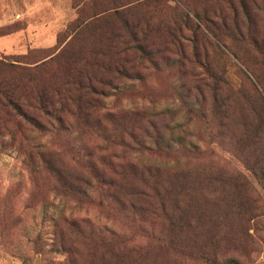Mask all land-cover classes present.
Listing matches in <instances>:
<instances>
[{"label":"rangeland","instance_id":"obj_1","mask_svg":"<svg viewBox=\"0 0 264 264\" xmlns=\"http://www.w3.org/2000/svg\"><path fill=\"white\" fill-rule=\"evenodd\" d=\"M81 2L0 0V56L76 53L74 45L118 27L93 22L73 37L71 24L105 7L82 12ZM115 2L134 5L149 31L148 55L124 59L125 73L106 78L118 86L99 95L100 111L119 113L106 136L132 141L125 131L144 133L156 118L165 133L160 144L140 137L123 159L140 168L173 165L183 186L167 200V213L148 198L123 207L101 182L88 193L70 190L58 171L78 160L101 168L115 148L77 126L21 131L12 124V133L0 135V264H264V0L245 7L239 0ZM152 174L146 183L129 182V174L123 187L155 196L163 178ZM63 215L92 226L74 229ZM122 243L135 249L118 254Z\"/></svg>","mask_w":264,"mask_h":264},{"label":"trees","instance_id":"obj_2","mask_svg":"<svg viewBox=\"0 0 264 264\" xmlns=\"http://www.w3.org/2000/svg\"><path fill=\"white\" fill-rule=\"evenodd\" d=\"M245 7V0H239ZM113 3V4H111ZM117 5L115 0H82L79 4L84 12L87 8L105 6L103 9L93 13L90 20L78 18L68 28L75 37L77 32L92 24L101 28V22H116L118 27L110 29L105 26L104 33L99 34L93 44L80 43L74 45L76 53L68 52L63 48L53 55L46 53L36 61L29 60L30 54L17 57L0 56V135L3 131L13 132L11 127L14 124L19 130L33 129L37 131H69L72 127H81L88 133L102 137L110 146L115 148L112 156H104L100 162L101 168L96 167L89 161H79V166L72 170L62 169L58 171L63 186L70 190L81 189V192L88 193L96 182L103 183L108 187L111 196L123 207L137 208L142 198L147 202L158 205L163 212H168L167 200L173 196V192L183 184H179L183 178L182 171L173 165H161L162 167L152 168L149 165L140 168L128 160H125V152L132 149V143L136 146L142 144L140 137L155 139L156 145L160 144L165 136L163 130L157 127L156 118H150L149 123L153 129L144 128V133L136 134L133 130L125 131L132 141L126 140L123 135L111 138L106 136L109 124L114 125L119 113L111 111H100L103 100L100 94H106V88H117L114 78H106L114 74L119 78L124 74L123 60L136 61L142 56L148 55L145 47L149 37L143 25V21L134 16L131 6ZM137 4L136 6H138ZM188 16V14H187ZM196 16L198 14L196 13ZM189 17V16H188ZM118 59V62L116 61ZM262 95V94H261ZM264 103V94L262 95ZM135 118L141 117V111L132 113ZM160 118V117H159ZM170 145V140H164ZM158 150L161 148L157 147ZM123 150V151H122ZM46 152L37 150L36 156L44 160ZM92 153H87L90 156ZM122 159H118V158ZM64 171V175L62 173ZM162 177L158 182L159 188L155 187V196L151 195L147 188L126 191L123 183L129 180V174H133L134 182L139 179L145 180L147 175L152 173ZM141 178H138V177ZM146 183V180L144 181ZM130 196V197H129ZM137 196L138 199L133 197ZM129 197V198H128ZM159 200L156 202V200ZM155 201V202H154ZM69 227L80 229L82 224L90 226V219L84 217L62 216ZM113 238L118 234L111 232ZM117 248V244L113 242ZM135 247L122 243L119 253L133 251ZM119 256V255H117ZM135 261L140 260V255H128ZM237 261L229 259L226 264H236Z\"/></svg>","mask_w":264,"mask_h":264}]
</instances>
